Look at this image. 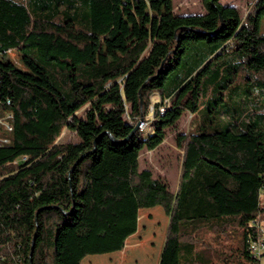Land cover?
I'll return each mask as SVG.
<instances>
[{"label": "trees", "instance_id": "trees-1", "mask_svg": "<svg viewBox=\"0 0 264 264\" xmlns=\"http://www.w3.org/2000/svg\"><path fill=\"white\" fill-rule=\"evenodd\" d=\"M203 3L179 14L173 0H0V264L121 251L157 205L168 218L157 264H257L264 0L244 16ZM184 112L173 191L139 155ZM67 128L77 141L59 140Z\"/></svg>", "mask_w": 264, "mask_h": 264}, {"label": "rangeland", "instance_id": "rangeland-1", "mask_svg": "<svg viewBox=\"0 0 264 264\" xmlns=\"http://www.w3.org/2000/svg\"><path fill=\"white\" fill-rule=\"evenodd\" d=\"M224 5H233L239 8L244 16L249 8L251 0H220ZM176 13H204L203 0H173ZM260 30L264 32V15L260 21ZM4 60L13 62L19 69L25 70L19 57L14 51H9ZM14 52V53H12ZM85 108L78 111V116L84 115ZM225 114L220 115L225 120ZM193 125L190 113L184 112L174 127L167 129L165 140L155 149H143L139 155L140 168H149L156 177L167 181L169 188L175 190L179 173L180 150L176 145L175 135L186 132ZM151 123L141 130L143 137L153 131ZM60 141H77L78 136L70 129H64L59 136ZM167 215L157 205L151 208H141L138 217V230L127 239L125 247L121 251L88 255L83 259V264H157L158 253L164 239L167 227ZM264 227V224L261 223ZM89 260V261H88ZM257 264H264V254L259 257Z\"/></svg>", "mask_w": 264, "mask_h": 264}, {"label": "built area", "instance_id": "built-area-1", "mask_svg": "<svg viewBox=\"0 0 264 264\" xmlns=\"http://www.w3.org/2000/svg\"><path fill=\"white\" fill-rule=\"evenodd\" d=\"M250 250L260 256L264 252V227L260 224L259 234L250 243Z\"/></svg>", "mask_w": 264, "mask_h": 264}, {"label": "crops", "instance_id": "crops-1", "mask_svg": "<svg viewBox=\"0 0 264 264\" xmlns=\"http://www.w3.org/2000/svg\"><path fill=\"white\" fill-rule=\"evenodd\" d=\"M138 230V229H137ZM131 237V236H130ZM130 237H128V238H130ZM161 248V247H160ZM159 252H160V249H159ZM158 256H159V253H158ZM89 261V260H88ZM81 264H83V261H82V263Z\"/></svg>", "mask_w": 264, "mask_h": 264}, {"label": "water", "instance_id": "water-1", "mask_svg": "<svg viewBox=\"0 0 264 264\" xmlns=\"http://www.w3.org/2000/svg\"><path fill=\"white\" fill-rule=\"evenodd\" d=\"M138 126V123L136 124L135 128Z\"/></svg>", "mask_w": 264, "mask_h": 264}]
</instances>
